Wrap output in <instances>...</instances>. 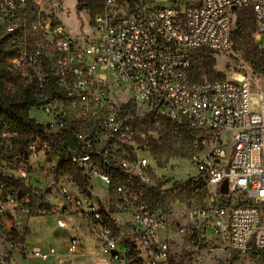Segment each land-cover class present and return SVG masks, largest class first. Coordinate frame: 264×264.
Wrapping results in <instances>:
<instances>
[{"label":"built area","instance_id":"built-area-1","mask_svg":"<svg viewBox=\"0 0 264 264\" xmlns=\"http://www.w3.org/2000/svg\"><path fill=\"white\" fill-rule=\"evenodd\" d=\"M182 1L100 0L88 30L69 35L46 15L47 0H33L34 19L18 24L17 11L27 0H0L10 34L29 26L36 36L11 38L18 50L11 70L48 100L30 110L44 113L32 117L42 135L26 145L19 131L0 126V227L6 231L8 219L18 222L40 203L58 227L81 228L67 240L66 254L54 245L34 247L32 258H53L55 264H190L175 257L167 213L146 197L153 185V139L139 127L131 101L194 132L190 159L207 182L210 204L190 209L189 218L201 219L229 249L264 257V90L256 89L252 75H191L194 50L230 47L239 8L254 12L255 40L264 46V0ZM69 163L88 182L86 190ZM37 170L43 185L35 187L26 178ZM91 182L117 193L119 203L108 205ZM197 233L191 229V245ZM83 254L89 257L80 260ZM96 256L103 258L90 259Z\"/></svg>","mask_w":264,"mask_h":264},{"label":"rangeland","instance_id":"rangeland-1","mask_svg":"<svg viewBox=\"0 0 264 264\" xmlns=\"http://www.w3.org/2000/svg\"><path fill=\"white\" fill-rule=\"evenodd\" d=\"M94 1V0H93ZM96 1V0H95ZM187 1L194 3L200 0H183V3ZM80 0H47L45 6L46 15H49L59 21L66 32L69 35H79L88 30L89 16L93 14L89 10H79L78 4ZM37 7L33 4V0H27V3L23 8L18 9V18L14 24L27 21L30 23L36 14ZM38 13V12H37ZM248 17L247 11L236 12L233 16V30L236 28V21L239 16ZM3 15L0 14V32L4 34H10L9 29L11 27L10 22L3 21ZM256 29V25L250 24L247 30L246 42L239 44L233 42L231 39V45L228 49L223 51H214L211 55L215 59V63L212 68L205 69L202 79L218 80V79H232L239 78L244 75H252L255 87L263 88L264 90V74L255 72L251 65V59L254 55L261 56L264 52L263 45H257L255 43L254 34L250 36V32ZM232 30V31H233ZM11 35V34H10ZM35 33L32 32L28 26L27 30L23 31V34L14 32L9 36L11 38L18 39H35ZM12 45V41L10 42ZM263 43V42H262ZM47 52L46 47L42 48ZM192 63L199 65L196 60V56L199 54L207 55V52L201 50L193 51ZM122 101V100H121ZM129 107L134 109L135 114L141 121H138L139 127L145 128L151 135L152 139H159L161 137L168 138L167 132L174 130L179 132V129L175 127L170 121L164 118H160L155 122L145 118L146 114L150 112L148 106L140 104L135 101L129 102ZM31 117L40 118L44 116L43 111L34 110L30 111ZM175 140L174 147L182 149L183 156H169L170 154L164 153L162 156L152 155V183L157 189V193H151V190H146V197L150 201V198L156 203H162L164 201L165 206L161 207L167 213V237L171 242L172 249L176 258H183L190 264H264V257L258 253L243 254L238 251L229 249L226 247L222 240L215 236L212 229H208L203 224L202 220L198 217H194L193 220L189 218L188 211L194 209L195 211L207 207L210 204L209 189L208 196H205V192L201 189L192 190L193 187L187 186L188 179H193L198 183L202 177L199 174L196 167L192 164L190 159L191 144L184 141L178 136ZM166 160V163L164 161ZM26 180L33 186L38 187L43 185L41 171H33L29 174ZM183 183L180 187H172L173 183ZM92 190L94 194L99 195L107 203L116 204L119 203V197L117 193L111 191L110 194L104 189L101 182L92 184ZM110 197V199H108ZM42 205L36 204L29 214H22L20 220L16 222L14 219H8L5 222L4 227L7 230L0 233V264H55L54 259L50 258L47 261H41L37 258H32V250L34 247H41L43 250H49L50 246L54 245L61 250L63 254L64 248L67 244V240L70 236L79 233L81 228H63L58 227L56 224V216L50 211L45 213L41 211ZM159 209V208H157ZM45 213V214H44ZM82 230H88L86 228V222L83 221ZM4 228V229H5ZM15 228L19 235L25 237L24 244L20 245L22 248L14 249L13 245L5 238L10 235L9 230ZM191 229H196L198 232V240L196 245H191L190 233ZM87 243L90 238L88 234H82ZM25 249V254L22 252ZM91 251L88 249L89 252ZM25 255V256H24ZM103 257L96 256L90 258L91 260H99Z\"/></svg>","mask_w":264,"mask_h":264},{"label":"trees","instance_id":"trees-1","mask_svg":"<svg viewBox=\"0 0 264 264\" xmlns=\"http://www.w3.org/2000/svg\"><path fill=\"white\" fill-rule=\"evenodd\" d=\"M100 0H80L78 4L79 10H89L92 13H95L100 8ZM248 10V17L239 16L236 21V28L232 31L231 39L235 43L244 44L246 42L247 30L250 24L256 25L254 12L250 8H239L236 12L240 13ZM256 29L250 32V36L255 34ZM10 34H4L0 32V126L7 124L10 128L20 132V142L23 145L37 136L42 135V126L36 122L30 116V110L39 104L45 103L48 100L44 99L42 95L37 91L34 85L32 84H23L19 83V78L11 70L10 60L17 56V47L11 45V39L9 40ZM255 43H259L255 40ZM205 51L208 54L203 55L199 54L196 56V60L200 63L199 65L192 64L191 75L194 79H202L205 69L212 68V65L215 63V59L212 57L214 51L208 49H197L194 51ZM194 52H192V57ZM195 56V55H194ZM251 65L255 72L264 74V52L261 56L254 55L251 59ZM12 84L13 88L9 89L8 85ZM145 118L150 119L152 122L157 121L160 118H164L163 115L156 113V111H150L146 114ZM167 119V118H166ZM139 121L142 119L139 118ZM170 121L169 119H167ZM179 132H175L173 129L167 132L168 138L161 137L154 139L151 146V152L157 155H163L164 153L170 154L169 156H183L182 149L175 148V140L178 136L181 137L184 141L191 144V141L194 137V132L188 129L186 126H181L178 128ZM166 163V160L164 161ZM71 172L75 179L78 181V185L81 190H86L88 182H86L81 173L72 166V163H69ZM201 175V173H199ZM202 179L196 183L193 179H188L187 186L193 187L192 190L201 189L205 192V196H208V186L205 178L201 175ZM183 183L175 182L172 187H180ZM151 193H157V189L152 185L149 187ZM151 204L155 208L164 207V201L162 203H156L150 198ZM44 205L42 204L41 209ZM5 231L0 227V233L3 234ZM117 234H120V231L116 230ZM197 237V234L193 235ZM9 241L14 249H21L20 245L24 244L25 237L19 235L16 230H13L10 235L5 237ZM23 250V249H22Z\"/></svg>","mask_w":264,"mask_h":264},{"label":"water","instance_id":"water-1","mask_svg":"<svg viewBox=\"0 0 264 264\" xmlns=\"http://www.w3.org/2000/svg\"><path fill=\"white\" fill-rule=\"evenodd\" d=\"M232 9H233V10H236V7L233 6ZM222 190H223L224 192L227 191V183H226V182L224 183V185H223V187H222ZM24 256H25V255H24Z\"/></svg>","mask_w":264,"mask_h":264},{"label":"bare ground","instance_id":"bare-ground-1","mask_svg":"<svg viewBox=\"0 0 264 264\" xmlns=\"http://www.w3.org/2000/svg\"><path fill=\"white\" fill-rule=\"evenodd\" d=\"M60 252H62V251L60 250ZM88 257H89V255H86V254H83V255L80 256V258H82V259H87Z\"/></svg>","mask_w":264,"mask_h":264},{"label":"crops","instance_id":"crops-1","mask_svg":"<svg viewBox=\"0 0 264 264\" xmlns=\"http://www.w3.org/2000/svg\"><path fill=\"white\" fill-rule=\"evenodd\" d=\"M80 260H85V259L80 258Z\"/></svg>","mask_w":264,"mask_h":264}]
</instances>
